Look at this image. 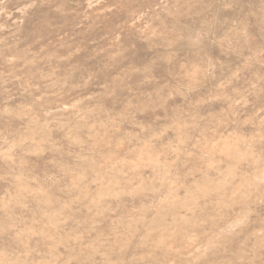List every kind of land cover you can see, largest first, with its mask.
<instances>
[{
    "label": "rangeland",
    "instance_id": "rangeland-1",
    "mask_svg": "<svg viewBox=\"0 0 264 264\" xmlns=\"http://www.w3.org/2000/svg\"><path fill=\"white\" fill-rule=\"evenodd\" d=\"M0 264H264V0H0Z\"/></svg>",
    "mask_w": 264,
    "mask_h": 264
}]
</instances>
